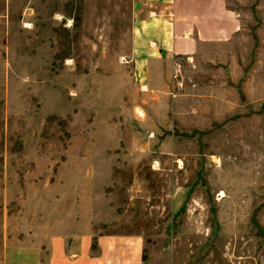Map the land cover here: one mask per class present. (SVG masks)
<instances>
[{"label": "rangeland", "instance_id": "obj_1", "mask_svg": "<svg viewBox=\"0 0 264 264\" xmlns=\"http://www.w3.org/2000/svg\"><path fill=\"white\" fill-rule=\"evenodd\" d=\"M230 6L236 37L149 90L147 0H0V264L88 231L142 236L144 264H264V0Z\"/></svg>", "mask_w": 264, "mask_h": 264}, {"label": "crops", "instance_id": "obj_2", "mask_svg": "<svg viewBox=\"0 0 264 264\" xmlns=\"http://www.w3.org/2000/svg\"><path fill=\"white\" fill-rule=\"evenodd\" d=\"M231 1L147 0V16L139 17L131 56L135 74L143 72L144 86H160L155 68L163 57L198 58L205 49L233 40L241 29V16ZM140 80V79H138ZM145 241L139 235H58L48 243L5 248L6 264H144Z\"/></svg>", "mask_w": 264, "mask_h": 264}, {"label": "built area", "instance_id": "obj_3", "mask_svg": "<svg viewBox=\"0 0 264 264\" xmlns=\"http://www.w3.org/2000/svg\"><path fill=\"white\" fill-rule=\"evenodd\" d=\"M190 59V58H189ZM174 80L179 91L184 90L183 64L182 59L174 63Z\"/></svg>", "mask_w": 264, "mask_h": 264}]
</instances>
